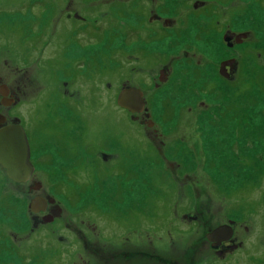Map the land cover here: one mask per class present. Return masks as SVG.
<instances>
[{
  "label": "rangeland",
  "instance_id": "1",
  "mask_svg": "<svg viewBox=\"0 0 264 264\" xmlns=\"http://www.w3.org/2000/svg\"><path fill=\"white\" fill-rule=\"evenodd\" d=\"M197 1L0 0L1 82L29 77L12 113L28 128L58 123L66 127V139L77 138L80 119L88 137L92 132L97 143L108 139V161L77 179L78 186L90 185L89 193L76 195L74 179L61 180L65 193L55 198L68 228L53 223L29 232L26 194L3 176L0 264H30L28 256L43 248L51 251L41 252L44 264H109L103 255L120 252L121 242L143 249L144 257L136 259L141 264H187L199 246L193 264H220L201 235L225 219L237 221L243 241L238 263L231 264H250L246 256L263 259L264 0L205 1L217 18L205 16ZM152 14L172 22L167 28L149 23ZM206 23L215 28L205 29ZM223 28L248 35L229 51ZM230 57L236 65L224 80L216 65ZM162 65L170 72L159 84ZM91 73L94 79L86 80ZM124 86L145 88L154 126L138 118L142 126L116 107ZM64 157L59 161L66 169L72 163ZM74 227L88 236V251L73 239Z\"/></svg>",
  "mask_w": 264,
  "mask_h": 264
},
{
  "label": "flooded vegetation",
  "instance_id": "2",
  "mask_svg": "<svg viewBox=\"0 0 264 264\" xmlns=\"http://www.w3.org/2000/svg\"><path fill=\"white\" fill-rule=\"evenodd\" d=\"M204 2L197 1V4L201 5V8H205L206 6L203 4ZM204 5V6H203ZM196 6V5H193ZM201 12H204L205 16L209 17L208 9L203 10ZM211 16L214 18H217L218 15L215 12H210ZM68 16V15H67ZM72 17L77 19L79 23H86V19H83L82 16L79 14H72ZM214 21L211 23H220L218 20L213 19ZM147 21L149 23H161L163 27L167 28L172 20L170 18H164L161 19L157 15H151ZM209 23V22H208ZM206 23L205 29L213 30L215 28L214 24ZM155 28V27H154ZM163 30V29H162ZM160 33L161 29L155 30L151 29L149 33ZM175 32V31H174ZM221 39L224 42L223 45L227 46V50H231V48H234V46L238 45L234 43V36L239 33H244L245 38L247 37V32H232L225 30L224 28L221 30ZM90 39V37H88ZM244 38V39H245ZM242 40V42L244 41ZM241 42V43H242ZM239 43V44H241ZM183 55L187 56V51L183 50ZM187 52V53H186ZM144 53H139V55H142ZM233 58L223 59L219 61L216 65V73L217 75L222 79H229L231 76V73L233 72L236 60H234V63H231L224 68V74L226 76H222L218 74L219 64L221 62L230 60ZM77 61V59H75ZM71 59L73 63H76V61ZM172 61V60H171ZM62 62V60H61ZM60 62V64H61ZM175 62V61H174ZM64 63V62H63ZM164 63V62H163ZM59 64V65H60ZM70 64V62H69ZM68 68H71L70 65H68ZM161 72V74H160ZM170 72L169 68L165 65H162L161 68L157 70V81L159 84H162L166 81L168 78V73ZM86 80L90 81L93 80L94 75L88 74L84 75ZM92 76V78H91ZM8 78L12 81V78L8 76ZM152 79H154V76H152ZM29 77L28 75H22L19 76V79L12 81V84H8L5 80L1 82L0 79V130L4 129L6 126H15L19 125L21 129L23 130V133L25 135L26 145L28 149V162L32 167V171L25 182L22 183H14L7 179L4 170L0 167V181L5 176V178L11 182L15 187H17L20 190L21 194H26V197L28 199L27 208L29 210V232H32L33 230H37V232L40 230V227L45 228V226H49V224L58 223V229L59 228H68L70 224H65V219L61 217L62 215V205L60 202L55 198V196H61L59 194L65 193V186L61 182V180H65L68 178H72L75 181L74 185V193L76 195H83L84 192H88L91 190L90 185H81L78 186L80 183H77V179H80L82 176H84L86 169L89 168V170H92V167H94L96 172H99L98 169H100L101 164L103 162L108 161V153H106V150L108 149V139L101 143H97L96 139L93 137L92 132L90 136L88 137L85 133V127H82L81 120L79 119V130L77 132V138H70L67 139L64 138L66 135V132L64 128L61 127L58 123H43L39 121V123L32 124L31 128H28L27 125L22 122L23 120L16 114H13L14 108L18 107L21 103L22 96L24 95L26 83L28 82ZM154 82V81H153ZM157 84L153 83V88L151 95L155 93ZM62 85H66V82H63ZM5 86V87H4ZM124 88H130L129 86H124ZM132 88V87H131ZM144 88V87H143ZM140 87H133V89L139 90L141 93V99L144 103L142 111L137 114L131 115L126 110L125 113L127 116L136 118V122L142 125V123L139 121L138 118H145L142 119V121H145L144 126H154V122L152 121V118L149 113V109L152 108L150 105L152 104L151 99L145 95V88ZM6 89V90H5ZM67 91H64L66 93ZM70 95V93H67ZM91 94V92H88V95ZM78 97V96H77ZM86 98L84 97V105L86 107ZM68 99V98H66ZM71 100V99H69ZM80 99H77V101ZM92 100V99H91ZM76 100H73V102H77ZM44 102V101H43ZM73 102H68L71 104V112H75V107L73 105ZM10 103V104H9ZM92 108V107H91ZM43 109V112L41 113ZM41 111L39 113L44 114L45 113V106L41 108ZM177 113V112H176ZM40 116V114H39ZM139 121V122H138ZM64 123V122H63ZM143 126V125H142ZM156 128H154V136L160 137V133H155ZM57 135V139H47L51 138L52 136ZM59 139V140H58ZM149 140V139H148ZM147 140V141H148ZM159 145H163L162 140H158ZM152 145V141L149 140ZM154 146V145H153ZM47 147L51 148L50 154L46 150ZM77 157L75 156V153ZM66 158L70 160L72 163L69 167L66 169H63L62 164L60 163L59 159ZM99 158V159H97ZM81 164H85L83 167L84 170L81 172ZM51 165L53 166V172L50 170ZM66 175V176H65ZM46 179L51 180V183H49ZM58 194V195H57ZM38 199L39 201H45L46 204L38 203L36 206H34V210L36 212H32L30 209V205L32 201L35 199ZM39 210V211H38ZM185 215L183 216V218ZM189 217H191L189 215ZM44 220L47 222L44 223ZM83 223L82 221H80ZM221 227V230L214 235L213 237L208 240L206 238L207 234L215 230L216 228ZM53 228V227H52ZM244 229L246 227H243ZM57 229V228H56ZM73 239L77 240V243L79 244L81 251H88L87 250V235L84 233V230H82L79 227L73 228ZM201 239H205L207 247L212 252V258L216 260V262H220V264H231L233 261L238 263V259L236 258V253L241 251L243 248V241L240 240L239 237V228L237 227V221L235 220H229L225 219L221 223H217L215 225H212L208 227L205 232L202 233ZM134 248L131 249V247L128 244H124L121 242V248L120 252L118 253H108V256L103 255V257L108 258L109 264H129V260L131 259V263L141 264L139 260H136L137 258H143L144 252L143 249H140L139 246L131 245ZM193 248L192 252H190L189 259L187 260L188 263H193L195 259V254L197 252L196 249ZM80 251V250H78ZM242 252V251H241ZM200 255L201 252H199ZM246 252H244V255ZM120 258L122 261L117 262L114 261L115 259ZM203 258H206L203 256ZM201 256L198 258L203 260ZM247 260L250 262V264H264V257L256 258L253 256H246ZM155 260H157V257H155ZM233 262V263H234ZM130 263V264H131Z\"/></svg>",
  "mask_w": 264,
  "mask_h": 264
},
{
  "label": "water",
  "instance_id": "3",
  "mask_svg": "<svg viewBox=\"0 0 264 264\" xmlns=\"http://www.w3.org/2000/svg\"><path fill=\"white\" fill-rule=\"evenodd\" d=\"M245 38L244 33H239L234 36V43L239 44ZM234 63L233 59L221 62L219 64L218 74H224L225 66ZM161 74V72H160ZM115 105L120 109L126 110L131 115L140 113L143 108V101L141 93L137 89L123 88L118 91L115 97ZM132 119H136L133 118ZM0 167L4 170L7 179L14 183L25 182L32 171V167L28 162V149L26 145L25 135L19 125L6 126L0 130ZM36 198L29 206L32 212L34 206L39 203L46 204L45 201H39ZM39 211V210H38ZM47 221L44 220V223ZM221 230V227L216 228L206 238L210 240L211 237L216 235Z\"/></svg>",
  "mask_w": 264,
  "mask_h": 264
},
{
  "label": "trees",
  "instance_id": "4",
  "mask_svg": "<svg viewBox=\"0 0 264 264\" xmlns=\"http://www.w3.org/2000/svg\"><path fill=\"white\" fill-rule=\"evenodd\" d=\"M201 1H203V2H205V1H207V0H200L199 2H201ZM207 7H205L204 8V10L206 9ZM46 9H48V12H50L51 11V8L50 7H47ZM216 13V12H215ZM41 18L42 19H44V20H47L48 21V19L50 18V16L48 15V16H45V14H42V16H41ZM44 23V22H43ZM114 103H115V101H114ZM43 104V103H42ZM240 105H242V104H235V106H238V107H240ZM117 107V106H116ZM117 108H119V107H117ZM120 109V108H119ZM122 110V109H121ZM249 110H251V109H249ZM124 111V110H123ZM124 113H125V111H124ZM127 115V114H126ZM55 122H57V121H55ZM49 125H50V123H49ZM209 125H210V123H209ZM2 240V239H1ZM2 242V241H1ZM0 242V243H1ZM5 247H6V249H8V248H10V250H11V253L12 254H14L16 257H17V254L14 252L15 250H14V248L8 243V247H7V244H5ZM31 250L32 249H34V248H30ZM41 252H44L45 254H49L51 251H50V249L49 248H43V251H39V253H35L34 254V256L31 254V255H29L28 256V259L31 261V263L30 264H33L34 263V260H37V262L35 263V264H44V261H43V256H42V253ZM192 252V251H191ZM41 254V255H40ZM54 256H56V258L57 259H59L60 258V256H61V253H57V254H55ZM20 259H22L21 257H19ZM34 258V259H33ZM46 258V257H45ZM27 262H29V261H27ZM20 264H21V262H20ZM187 264H193V263H188L187 262Z\"/></svg>",
  "mask_w": 264,
  "mask_h": 264
},
{
  "label": "bare ground",
  "instance_id": "5",
  "mask_svg": "<svg viewBox=\"0 0 264 264\" xmlns=\"http://www.w3.org/2000/svg\"><path fill=\"white\" fill-rule=\"evenodd\" d=\"M1 85V84H0ZM5 87V86H4ZM6 90V89H5ZM10 104V103H9ZM123 110V109H122Z\"/></svg>",
  "mask_w": 264,
  "mask_h": 264
}]
</instances>
